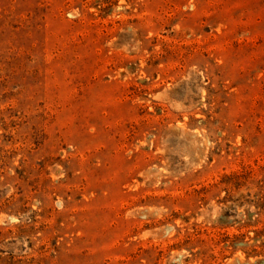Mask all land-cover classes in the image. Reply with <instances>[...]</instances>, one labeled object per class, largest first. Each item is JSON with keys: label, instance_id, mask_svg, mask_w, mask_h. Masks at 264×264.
Returning a JSON list of instances; mask_svg holds the SVG:
<instances>
[{"label": "rangeland", "instance_id": "rangeland-1", "mask_svg": "<svg viewBox=\"0 0 264 264\" xmlns=\"http://www.w3.org/2000/svg\"><path fill=\"white\" fill-rule=\"evenodd\" d=\"M0 264H264V0H0Z\"/></svg>", "mask_w": 264, "mask_h": 264}]
</instances>
